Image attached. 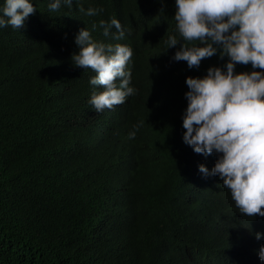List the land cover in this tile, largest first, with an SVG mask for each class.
<instances>
[{
    "label": "trees",
    "instance_id": "1",
    "mask_svg": "<svg viewBox=\"0 0 264 264\" xmlns=\"http://www.w3.org/2000/svg\"><path fill=\"white\" fill-rule=\"evenodd\" d=\"M29 2L37 11L23 28L0 29V264H262L264 217L240 214L219 177L199 171L221 154L183 142L186 78L228 57L193 69L172 59L175 0H73L58 11ZM112 18L123 39L115 28L104 36L100 21ZM80 29L133 50L137 91L124 104L102 113L89 104L103 88L71 59Z\"/></svg>",
    "mask_w": 264,
    "mask_h": 264
},
{
    "label": "clouds",
    "instance_id": "2",
    "mask_svg": "<svg viewBox=\"0 0 264 264\" xmlns=\"http://www.w3.org/2000/svg\"><path fill=\"white\" fill-rule=\"evenodd\" d=\"M62 3L71 7L73 0H52L49 10L58 11ZM175 6L181 39L173 35L166 41L168 49L179 46L174 61L187 62L193 69L218 51L220 59L228 57L223 68L209 67L204 78H186L183 142L196 154H221L211 173L204 165L199 171L219 177L240 214L264 217V0H175ZM36 11L29 0H4L0 29H21ZM79 11L95 16L103 9L80 7ZM100 27L106 37L115 28L118 35L114 38H124L115 18L100 21ZM197 40V46L184 43ZM75 43L79 52L71 57L74 66L95 72L89 83L103 88L93 91L88 101L96 113L122 105L136 94L130 86L128 62L133 50L129 46L96 42L88 29L79 30ZM237 64H251L260 71L236 74ZM128 138H135V131ZM261 234L256 233L255 238L259 240ZM259 259L264 264V246L259 249Z\"/></svg>",
    "mask_w": 264,
    "mask_h": 264
}]
</instances>
